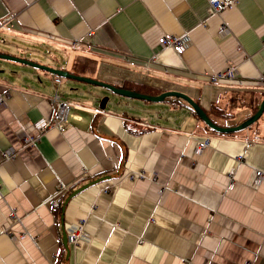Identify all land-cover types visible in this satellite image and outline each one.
I'll return each instance as SVG.
<instances>
[{"label": "crops", "instance_id": "1", "mask_svg": "<svg viewBox=\"0 0 264 264\" xmlns=\"http://www.w3.org/2000/svg\"><path fill=\"white\" fill-rule=\"evenodd\" d=\"M163 36L189 44L178 53ZM11 42L17 50L1 46ZM0 51L139 93L180 91L229 125L264 99V0L220 11L209 0H0ZM8 63L0 264H264V121L223 136L179 97L153 102ZM232 65L235 79L213 81ZM56 91L68 121L24 144L21 130L54 115ZM76 221L90 237L79 247L65 238Z\"/></svg>", "mask_w": 264, "mask_h": 264}, {"label": "built area", "instance_id": "2", "mask_svg": "<svg viewBox=\"0 0 264 264\" xmlns=\"http://www.w3.org/2000/svg\"><path fill=\"white\" fill-rule=\"evenodd\" d=\"M237 0H209V4L215 11H220L231 4L236 3ZM3 26V25H2ZM223 30H227V26L223 25ZM160 42L163 46H172L178 53H182L186 46L189 44V39L187 37H177V36H163L160 39ZM235 70L234 66H229L224 70L214 72L211 74L213 81L222 82V81H231L235 79ZM56 81H60L61 77H55ZM6 95L0 93V105L5 104ZM55 102V112L51 118H43L34 123V129L36 133H30L29 131L21 130L19 137L24 144H35L40 139L42 133H44L49 128H58L63 129L64 124L68 121L70 113V102L64 98L60 93L56 92L54 94ZM209 145V138H204L199 143V147L202 149ZM7 158L13 157L12 154L5 153ZM258 179L257 182L264 176L263 171L259 170L257 172ZM68 239L71 245L74 247H79L83 242H88L90 237L85 230L84 221H76L70 224L67 229Z\"/></svg>", "mask_w": 264, "mask_h": 264}, {"label": "water", "instance_id": "3", "mask_svg": "<svg viewBox=\"0 0 264 264\" xmlns=\"http://www.w3.org/2000/svg\"><path fill=\"white\" fill-rule=\"evenodd\" d=\"M0 58H5V59L19 61L21 63L28 64V65H31L33 67H37V68L43 69V70H45L47 72H50V73L58 75V76L67 77V78H75V79L87 81L89 83L98 84V85H101V86H104V87L110 89L112 92H115L117 94L124 95V96L141 98V99H145V100H149V101H153V102L163 101L167 97H170V96L179 97V98L185 100L186 102H188V104L194 109L196 114L209 127L213 128L214 130H216L218 132H225L226 133V132L238 131V130H242L244 128H247L248 126H250L251 124L256 122L261 117V115L264 112V99H263L262 102L260 103V106H259L258 110L254 114H252L249 118H247L244 121H242L241 123H239L237 125H234V126H219V125H217L216 123H214L212 121V119L209 117V115L201 107L200 104H198L195 100H193L189 95H187V94H185L183 92H180V91L168 90V91L162 92V93L157 94V95L144 94V93H139V92H136V91H133V90H129V89H126V88H121V87H118V86H116L114 84H111V83H108V82H105V81H101V80H97V79H93V78L77 75V74L69 72L66 69L56 68V67H53V66H49L47 64H43V63H40V62H35V61H33L31 59H28V58H23V57H20V56H14L12 54L1 52V51H0ZM1 71H4V70H1ZM106 100H107V98L102 100L103 102L101 103V107H104V105L106 103ZM84 187L85 186L80 188V190L83 189ZM74 193H76V192H73L67 198L66 203L69 201V199L71 198V196ZM65 238H66V240H68L67 233H65Z\"/></svg>", "mask_w": 264, "mask_h": 264}, {"label": "trees", "instance_id": "4", "mask_svg": "<svg viewBox=\"0 0 264 264\" xmlns=\"http://www.w3.org/2000/svg\"><path fill=\"white\" fill-rule=\"evenodd\" d=\"M263 100V99H262ZM262 100H261V102H262ZM189 108H190V110L192 111V113L193 114H195L196 115V113H195V111H194V109L185 101V100H182ZM260 102V103H261ZM260 103H258L257 105H256V107L254 108V110H253V113L252 114H254L257 110H258V107H259V105H260ZM215 108V114H219V116H222V117H225V118H227V117H229L230 115H231V113L230 112H227L225 109H223V108H219V107H214ZM206 113L209 115V117L212 119V121L214 122V123H216L217 125H219V126H226L227 124L225 123V122H220V121H218L217 119H216V117L214 118V117H212L207 111H206ZM197 116V115H196ZM198 117V116H197ZM249 117V116H248ZM248 117H246L245 119H247ZM199 118V117H198ZM200 119V118H199ZM245 119H243V120H245ZM201 120V119H200ZM242 120V121H243ZM202 121V123H203V126H204V128L206 129V130H208L209 132H213V133H219V134H221V135H223V136H230V135H234V134H236V133H238V134H240L241 132H243L244 130H246L247 128H249L250 126H248L247 128H245V129H242V130H238V131H232V132H218V131H216V130H214L213 128H211V127H209L203 120H201ZM242 121H240V122H235V123H231L230 125H232V126H234V125H237V124H239V123H241Z\"/></svg>", "mask_w": 264, "mask_h": 264}, {"label": "rangeland", "instance_id": "5", "mask_svg": "<svg viewBox=\"0 0 264 264\" xmlns=\"http://www.w3.org/2000/svg\"><path fill=\"white\" fill-rule=\"evenodd\" d=\"M18 43H20V41H18ZM16 44L17 43H14V42H11L10 44H2L1 46H4V45H8V46H6L5 48H11L12 46L13 47H15L16 48V50H17V47H16ZM6 50V49H5ZM10 51V50H9ZM18 53H19V51H18ZM13 55V54H12ZM27 55V54H26ZM15 56V55H14ZM28 56L31 58V57H34V58H38V59H40V60H45L44 58H43V56L42 55H39V54H36V53H34L33 51L32 52H29L28 53ZM2 59V60H1ZM0 59V66L2 65V66H6V65H9L10 63H8L9 61H14V62H18L17 64H12L13 66H16V67H19V68H23L24 67V69L25 70H29V69H31L32 67H29L28 65H24V63H21V62H19V61H15V60H10V59H5V58H1ZM34 61V60H33ZM36 62V61H35ZM44 62H46V61H44ZM20 63V64H19ZM7 68V67H6ZM35 69V68H34ZM36 70H37V72H42V71H44L43 69H40V68H37L36 67ZM5 71V70H4ZM6 72H8V71H6ZM103 101H101V103H102ZM259 121H264V113L262 114V116L259 118ZM162 122H166L165 120H163Z\"/></svg>", "mask_w": 264, "mask_h": 264}, {"label": "bare ground", "instance_id": "6", "mask_svg": "<svg viewBox=\"0 0 264 264\" xmlns=\"http://www.w3.org/2000/svg\"><path fill=\"white\" fill-rule=\"evenodd\" d=\"M9 83V82H8Z\"/></svg>", "mask_w": 264, "mask_h": 264}]
</instances>
